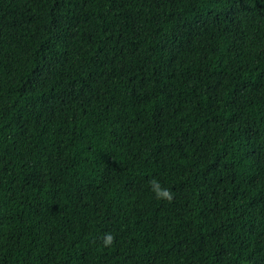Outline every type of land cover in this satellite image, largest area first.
Here are the masks:
<instances>
[{
    "label": "trees",
    "instance_id": "1",
    "mask_svg": "<svg viewBox=\"0 0 264 264\" xmlns=\"http://www.w3.org/2000/svg\"><path fill=\"white\" fill-rule=\"evenodd\" d=\"M0 264H264V0H0Z\"/></svg>",
    "mask_w": 264,
    "mask_h": 264
},
{
    "label": "clouds",
    "instance_id": "2",
    "mask_svg": "<svg viewBox=\"0 0 264 264\" xmlns=\"http://www.w3.org/2000/svg\"><path fill=\"white\" fill-rule=\"evenodd\" d=\"M149 186L156 199L166 200L168 202H171L173 200V193L169 189L163 187L161 182L157 179L153 178L152 180H150ZM114 240L115 237L112 233H104L102 236V246L105 248H109L114 244Z\"/></svg>",
    "mask_w": 264,
    "mask_h": 264
}]
</instances>
